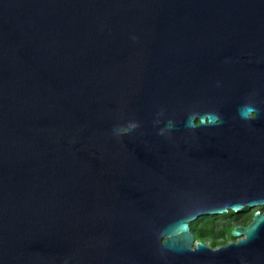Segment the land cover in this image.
Masks as SVG:
<instances>
[{"label":"water","instance_id":"water-1","mask_svg":"<svg viewBox=\"0 0 264 264\" xmlns=\"http://www.w3.org/2000/svg\"><path fill=\"white\" fill-rule=\"evenodd\" d=\"M264 0H0V264H264Z\"/></svg>","mask_w":264,"mask_h":264},{"label":"trees","instance_id":"trees-1","mask_svg":"<svg viewBox=\"0 0 264 264\" xmlns=\"http://www.w3.org/2000/svg\"><path fill=\"white\" fill-rule=\"evenodd\" d=\"M264 210V206L262 207ZM249 216V208H245L239 212L228 211L224 214L201 217L197 221L191 223V230L195 234L198 241L211 240V247H219L228 244L232 236V230L235 227L236 220H241L244 224L251 222ZM222 223V228H216Z\"/></svg>","mask_w":264,"mask_h":264},{"label":"rangeland","instance_id":"rangeland-1","mask_svg":"<svg viewBox=\"0 0 264 264\" xmlns=\"http://www.w3.org/2000/svg\"><path fill=\"white\" fill-rule=\"evenodd\" d=\"M263 207V206H262ZM260 209H262L261 207H253V208H249V216H251V218L250 219H248V220H251L252 221V219H253V215H254V213H255V211H257V210H260ZM232 224H234V226H236V225H238V224H244L241 220H236L234 223H232ZM216 228H222V223H219L218 224V226L216 227ZM232 241H237V239L236 238H231V239H229V241H228V243H230V242H232ZM202 242H204V243H206L207 245H211V240L210 239H208V240H204V241H202Z\"/></svg>","mask_w":264,"mask_h":264}]
</instances>
